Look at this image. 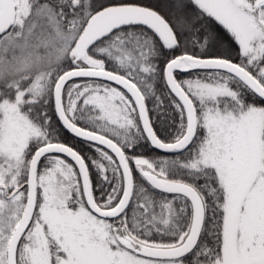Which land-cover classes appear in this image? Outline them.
<instances>
[{"label":"snow or ice","instance_id":"6c2138e0","mask_svg":"<svg viewBox=\"0 0 264 264\" xmlns=\"http://www.w3.org/2000/svg\"><path fill=\"white\" fill-rule=\"evenodd\" d=\"M0 264H264V0H0Z\"/></svg>","mask_w":264,"mask_h":264},{"label":"trees","instance_id":"16d2710c","mask_svg":"<svg viewBox=\"0 0 264 264\" xmlns=\"http://www.w3.org/2000/svg\"><path fill=\"white\" fill-rule=\"evenodd\" d=\"M149 107H151V103L150 102H149ZM66 135H67L70 143H76V145H77L78 148L82 146L78 140H76L75 138H72L71 137V134H66ZM137 151L138 152H143L146 155H151V156H155L156 155L155 152L149 153L148 152V149H146V148H140V149H137Z\"/></svg>","mask_w":264,"mask_h":264}]
</instances>
